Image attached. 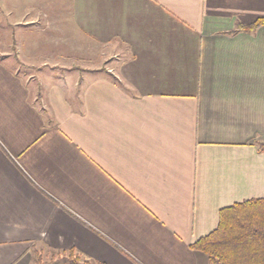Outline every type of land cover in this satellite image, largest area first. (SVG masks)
I'll list each match as a JSON object with an SVG mask.
<instances>
[{
  "label": "crops",
  "instance_id": "1",
  "mask_svg": "<svg viewBox=\"0 0 264 264\" xmlns=\"http://www.w3.org/2000/svg\"><path fill=\"white\" fill-rule=\"evenodd\" d=\"M0 2L88 44L38 88L0 49V264H207L220 210L264 198V0Z\"/></svg>",
  "mask_w": 264,
  "mask_h": 264
},
{
  "label": "trees",
  "instance_id": "2",
  "mask_svg": "<svg viewBox=\"0 0 264 264\" xmlns=\"http://www.w3.org/2000/svg\"><path fill=\"white\" fill-rule=\"evenodd\" d=\"M264 25V18L241 29L251 31ZM264 151V143L259 145ZM193 251L204 254L207 264H264V198L251 199L223 208L217 228L193 243ZM32 252L33 264H101L74 250ZM47 259V260H46Z\"/></svg>",
  "mask_w": 264,
  "mask_h": 264
},
{
  "label": "rangeland",
  "instance_id": "3",
  "mask_svg": "<svg viewBox=\"0 0 264 264\" xmlns=\"http://www.w3.org/2000/svg\"><path fill=\"white\" fill-rule=\"evenodd\" d=\"M6 10L7 8L1 5L0 2V36L2 41L0 49L9 53V56L2 57V61L5 63L7 59H10L13 62V65L16 66V69L19 71L22 78H25L28 74L31 75L33 87L38 88L44 78L50 79V81L56 80L58 76L63 75L61 74V71H64L59 67L68 68L71 61L70 59L74 58L68 57L67 59H64L69 61L67 63L63 62V64L56 65L59 66L56 69L55 64H52L49 60V58L56 59V57H50V54L56 55L60 51H63L64 53L71 51L73 45L77 47L76 44L82 49H85L84 47L88 46L84 41L75 39V34L71 26L68 24L63 25V33H59L61 41L56 42L54 26L35 25L25 27L22 25H12L10 24V19H6L5 17ZM26 50L32 55L30 61H34L36 67L25 65ZM45 55L48 57H45ZM54 70L56 72L52 73ZM50 71L52 73V78ZM40 251H43L44 256L48 257L50 255L48 250ZM31 264H33L32 257Z\"/></svg>",
  "mask_w": 264,
  "mask_h": 264
}]
</instances>
